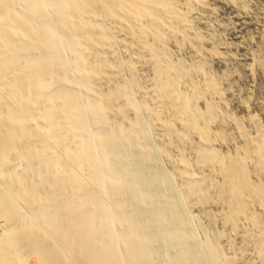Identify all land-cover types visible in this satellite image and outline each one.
Here are the masks:
<instances>
[{
    "label": "bare ground",
    "instance_id": "6f19581e",
    "mask_svg": "<svg viewBox=\"0 0 264 264\" xmlns=\"http://www.w3.org/2000/svg\"><path fill=\"white\" fill-rule=\"evenodd\" d=\"M202 2L0 0V264H264V134L219 148Z\"/></svg>",
    "mask_w": 264,
    "mask_h": 264
},
{
    "label": "rangeland",
    "instance_id": "374dc122",
    "mask_svg": "<svg viewBox=\"0 0 264 264\" xmlns=\"http://www.w3.org/2000/svg\"><path fill=\"white\" fill-rule=\"evenodd\" d=\"M199 6L194 8L192 24L193 30L196 29L195 31L203 37L199 45H201L200 48L203 54L205 53L204 57L207 60L206 66L208 68L205 67L206 74L204 75L218 87L219 91L221 90L220 98L212 100L216 103V107L218 105L217 113L219 114H217V120L213 125V131L215 130L216 134H220L221 139L224 140V143L218 147L223 152L227 150L226 152L234 153L242 143L236 123L242 125L247 135L254 137L259 132L253 123V120L257 119L260 124V131L264 134V73L253 61L254 59L264 61V0H203ZM167 46L169 48L168 53H171V57L174 56V60H184L188 64L198 61L191 55L192 52L188 46L182 51L176 50L172 44ZM211 50L215 52L214 55L212 54L213 56H211ZM192 57L196 62H192L194 61ZM144 65L139 64L137 72L145 83L146 79L152 78V72L150 68ZM197 78L196 81L202 84L204 77L201 76L198 78L199 80ZM149 82L147 81L146 84ZM208 99L210 100V97ZM167 164V162H163V166L169 168ZM185 205L186 209L185 206L183 209L186 210L184 212L186 218L191 223L193 222L190 224L192 226L194 224L195 231L197 230L199 233L201 229L199 224L201 226L205 224L202 217L203 208H193V210L187 203ZM215 207L211 206L214 209L212 213L219 215V209H215ZM200 211L203 212L200 213ZM187 212L189 214H186ZM192 217L194 218L192 219ZM217 222L218 230L226 229L219 220ZM225 234L228 235L229 233ZM31 264H36L34 259L31 260Z\"/></svg>",
    "mask_w": 264,
    "mask_h": 264
}]
</instances>
